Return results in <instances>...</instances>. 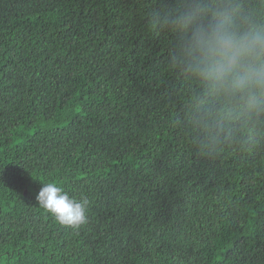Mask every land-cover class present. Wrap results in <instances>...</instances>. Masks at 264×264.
<instances>
[{
    "label": "trees",
    "instance_id": "16d2710c",
    "mask_svg": "<svg viewBox=\"0 0 264 264\" xmlns=\"http://www.w3.org/2000/svg\"><path fill=\"white\" fill-rule=\"evenodd\" d=\"M172 3L0 0V264H264V140L202 155L176 123L195 85L148 29Z\"/></svg>",
    "mask_w": 264,
    "mask_h": 264
},
{
    "label": "clouds",
    "instance_id": "9594fccd",
    "mask_svg": "<svg viewBox=\"0 0 264 264\" xmlns=\"http://www.w3.org/2000/svg\"><path fill=\"white\" fill-rule=\"evenodd\" d=\"M148 29L172 37L168 68L195 85L176 123L186 122L197 151L264 140V0H173L150 13ZM36 200L62 225L87 223L88 201L56 183Z\"/></svg>",
    "mask_w": 264,
    "mask_h": 264
},
{
    "label": "water",
    "instance_id": "95a60500",
    "mask_svg": "<svg viewBox=\"0 0 264 264\" xmlns=\"http://www.w3.org/2000/svg\"><path fill=\"white\" fill-rule=\"evenodd\" d=\"M25 195H27V192L25 193Z\"/></svg>",
    "mask_w": 264,
    "mask_h": 264
}]
</instances>
